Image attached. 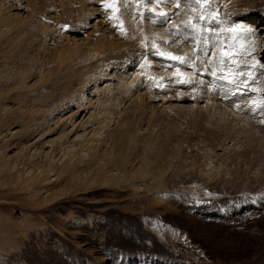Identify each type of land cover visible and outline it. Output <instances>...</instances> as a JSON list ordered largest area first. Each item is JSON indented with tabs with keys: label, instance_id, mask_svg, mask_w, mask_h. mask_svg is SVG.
<instances>
[{
	"label": "rangeland",
	"instance_id": "obj_1",
	"mask_svg": "<svg viewBox=\"0 0 264 264\" xmlns=\"http://www.w3.org/2000/svg\"><path fill=\"white\" fill-rule=\"evenodd\" d=\"M31 1L0 0V264L254 262L264 62L242 18L264 0H104L121 49L109 31L87 41L70 7ZM111 75L128 84L95 102ZM81 107L88 134L57 141Z\"/></svg>",
	"mask_w": 264,
	"mask_h": 264
},
{
	"label": "bare ground",
	"instance_id": "obj_2",
	"mask_svg": "<svg viewBox=\"0 0 264 264\" xmlns=\"http://www.w3.org/2000/svg\"><path fill=\"white\" fill-rule=\"evenodd\" d=\"M20 1V0H19ZM22 1V0H21ZM24 2L21 3V4H18L17 5V10L21 11V10H25L26 7L29 6V1L31 0H23ZM35 1V0H34ZM44 1V0H43ZM46 1V0H45ZM49 1V0H48ZM52 1L54 4H59V5H63V6H67V7H70L69 8V16H70V20L73 21L75 24V26H78L76 28H82L83 27L87 30L86 31V40L89 41V39H91V36L94 37L100 30H102V33H105L107 31H111L113 33L112 30L113 29V25L111 24V22H109V19H107V14L105 15L104 13V9L103 7V1L104 0H50ZM107 1V0H106ZM32 2V1H31ZM119 2V1H118ZM33 4V3H32ZM31 5V4H30ZM62 7V6H61ZM68 9V8H67ZM16 10V9H15ZM55 10V9H54ZM126 11V10H125ZM53 12V11H52ZM21 14V13H20ZM22 15V14H21ZM56 15V14H55ZM54 14H51L49 16V18L53 19L55 17ZM19 16V15H18ZM21 17V16H20ZM56 18V17H55ZM223 19V18H222ZM243 20H245V22H243L244 24L248 23L249 25L253 24L255 29L253 30L254 32V35L255 37L257 38L256 40H258L257 42V46L255 48V55H254V58H258L260 59V63L261 62H264V14L263 12H259V13H254V14H249L245 17L242 18ZM115 22V21H114ZM34 23V22H33ZM240 26V25H238ZM243 27V25H242ZM54 28V27H52ZM110 32L109 36L107 37V39H105L108 43V47L110 46H117V47H125V45L127 44V40H126V37L123 38L120 36V34H116L117 35V39L115 37H113L112 33ZM116 32V31H115ZM242 33V32H241ZM62 34V33H61ZM67 36V35H66ZM65 36V37H66ZM60 37V36H59ZM63 37V36H62ZM99 37V36H98ZM105 37V36H104ZM110 37V39H108ZM67 39H69L68 37H66ZM59 39V38H58ZM62 39V38H61ZM65 38H63L64 40ZM85 39V38H83ZM82 38H78V39H70L73 41V44L75 43V45H79L80 43H78L77 41H82L83 40ZM95 39V38H94ZM101 39V38H100ZM104 39V38H103ZM102 39V40H103ZM61 40V41H63ZM98 40V38H97ZM67 41V40H66ZM101 41V40H100ZM116 41V42H114ZM65 42V41H64ZM9 43V42H8ZM67 43V42H66ZM90 43V42H89ZM99 43V41H98ZM86 45V44H85ZM89 45V44H88ZM254 46V45H253ZM96 47V46H95ZM97 47L100 49L101 46L100 45H97ZM120 48V49H121ZM110 50V48H109ZM115 50V49H114ZM98 53V52H97ZM95 54V53H94ZM257 59V60H258ZM262 67H263V71L261 73L260 78H261V81H262V84L263 86H261V89H262V95L260 96L263 103H264V63L260 64ZM122 66V65H121ZM111 67V66H110ZM109 67V69H110ZM114 67V66H113ZM124 67V66H123ZM112 68V67H111ZM132 68V67H131ZM136 68V67H135ZM139 70V69H137ZM134 71V70H133ZM136 71V70H135ZM128 72V71H127ZM114 73V72H113ZM125 73V72H124ZM128 73H131L132 72H128ZM135 73V72H133ZM134 75V74H133ZM132 75V76H133ZM129 76V75H127ZM204 77V76H203ZM117 78V77H116ZM115 76L111 75L110 76V82H105L103 83V81L101 82V87L100 86H96L94 88H97L98 90L96 91H92V98L91 99H94L96 98V100H94L95 102L97 101V97L99 96L98 94L101 92V93H106L105 91H107L108 89H110L111 86H113L112 88H114V86H116L117 88L120 87H124L126 85V83L128 82V78H121V79H118V81L115 82L116 80ZM203 79V78H202ZM256 79V78H255ZM258 79V78H257ZM207 80V79H206ZM260 80V79H259ZM112 81V82H111ZM250 81V80H249ZM100 82V81H99ZM114 82V83H113ZM128 84V83H127ZM257 85V84H256ZM95 86V84H94ZM255 86V85H254ZM126 87V86H125ZM256 88V87H255ZM100 89V90H99ZM123 89V88H122ZM235 89V88H234ZM92 90V89H91ZM116 90V89H115ZM237 90V89H236ZM99 92V93H98ZM244 93V92H243ZM97 94V96H96ZM96 96V97H94ZM103 96V95H101ZM246 96V95H245ZM103 98V97H101ZM139 98V97H138ZM133 99V98H132ZM238 100V99H237ZM245 101V100H244ZM99 102V101H98ZM261 102V101H260ZM259 102V103H260ZM89 105V104H88ZM257 106V105H256ZM261 106V105H260ZM80 108V107H79ZM259 109V108H258ZM261 110V109H260ZM259 110V111H260ZM263 110V109H262ZM79 111V112H78ZM77 112V116L75 117L76 119L78 118L79 119V123L77 126H79V128H76V125H74L71 129L70 128H66V127H63L61 129V132L59 133V138L57 139L58 140H62V139H65L66 142L68 144H71L73 142H75L76 140H79L81 139V137L84 135V134H88L87 132H85L84 134L82 133H78V129L79 130H83L85 127L83 125H85V123L89 120V118H91L92 116V113L94 112H91L89 110H86L85 108L81 107V109H79ZM93 111V110H92ZM255 112V111H254ZM253 112V113H254ZM89 113V114H88ZM258 113V112H257ZM260 113V112H259ZM262 113V112H261ZM260 113V114H261ZM264 113V112H263ZM76 115V114H75ZM252 115V114H251ZM254 115V114H253ZM262 115V114H261ZM264 115V114H263ZM257 116V115H256ZM255 117V116H254ZM253 117V118H254ZM261 117V116H259ZM109 118V117H108ZM117 118V117H116ZM257 119V118H256ZM261 119L263 120V118L261 117ZM67 120V119H66ZM253 120V119H252ZM260 120V119H259ZM108 122V121H107ZM119 123V122H118ZM87 124V123H86ZM73 125V124H72ZM101 126V125H100ZM118 129H119V126L118 125ZM117 126L115 127V129L117 128ZM57 126L53 127V128H48V129H45L42 133V135L40 134V139H44L46 137V139H48L49 137H51L52 135H54L55 133L57 132H54L55 131V128ZM69 129V130H68ZM77 129V130H76ZM96 129V128H95ZM99 129V128H98ZM114 129V130H115ZM117 129V130H118ZM77 131V132H74V131ZM36 131V130H35ZM37 133V131H36ZM101 133V132H100ZM94 134V133H93ZM97 135V134H96ZM92 138V137H91ZM45 140L43 146H46V145H49V143H53L55 142V140ZM56 143V142H55ZM54 143V144H55ZM62 144V143H61ZM66 144V143H65ZM67 144V145H68ZM51 145V144H50ZM59 145V144H58ZM56 152V151H55ZM260 249V248H259ZM259 256L258 258L250 263V264H264V250H262L261 252H259Z\"/></svg>",
	"mask_w": 264,
	"mask_h": 264
},
{
	"label": "snow or ice",
	"instance_id": "obj_3",
	"mask_svg": "<svg viewBox=\"0 0 264 264\" xmlns=\"http://www.w3.org/2000/svg\"><path fill=\"white\" fill-rule=\"evenodd\" d=\"M157 3H161L163 2V0H156ZM201 2V0H196V3L199 4ZM210 0H204V3H209ZM177 7H179V0H177ZM158 15H160L161 17H167V13H158ZM190 27H192L193 29H195L197 27V25H190ZM245 31H250L249 29H245ZM227 55V54H226ZM171 59L174 60H178L181 63H184V59L182 57H170Z\"/></svg>",
	"mask_w": 264,
	"mask_h": 264
}]
</instances>
